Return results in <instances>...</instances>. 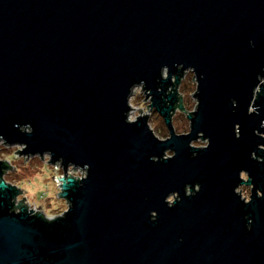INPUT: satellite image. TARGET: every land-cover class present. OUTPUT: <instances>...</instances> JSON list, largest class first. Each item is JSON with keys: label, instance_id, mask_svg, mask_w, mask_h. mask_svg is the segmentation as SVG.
<instances>
[{"label": "water", "instance_id": "1", "mask_svg": "<svg viewBox=\"0 0 264 264\" xmlns=\"http://www.w3.org/2000/svg\"><path fill=\"white\" fill-rule=\"evenodd\" d=\"M162 66L177 76L176 93ZM190 66L199 106L190 135L177 137L174 114L186 112L178 88ZM258 74L264 0H0V135L27 153L51 150L53 162L90 165L83 185L68 190L72 209L51 224L10 213L16 191L2 190L0 264H264V199L255 194L264 192V163L250 158L264 157L253 132H264V96L260 115L247 114ZM140 80L166 142L147 117L124 122ZM26 123L31 135L14 126ZM201 131L211 144L193 158L188 143ZM169 148L174 159L150 160ZM242 169L254 184L248 205L233 191ZM197 183L201 191L186 197L184 185ZM171 191L181 202L168 208Z\"/></svg>", "mask_w": 264, "mask_h": 264}, {"label": "clouds", "instance_id": "2", "mask_svg": "<svg viewBox=\"0 0 264 264\" xmlns=\"http://www.w3.org/2000/svg\"><path fill=\"white\" fill-rule=\"evenodd\" d=\"M249 46L254 47V41H249ZM177 69L183 68V65L176 64ZM161 79L167 81L171 79V86L167 89L169 94L175 92L173 85L177 80V76L172 74L170 76V69L168 66L161 67ZM193 74L195 78L196 90L191 93L192 100L194 101V107L190 112H185L188 120H191L189 116L196 113L199 106L198 99L195 98V93L198 90V80L193 67L184 69L182 77H186L187 74ZM257 83L252 89L251 101L247 109L248 115H260V105L257 104V100L264 96V75H257ZM159 91V89H158ZM176 93V92H175ZM232 107L235 109L237 101L232 100ZM127 111L123 113L125 116V123L128 125L136 124L141 118L147 117L146 125L148 131H150L153 137L160 141L166 142L171 139V135L161 140L156 135V124L153 122V112L156 110L153 107V99L150 94V89H146V81L140 80L138 83H133L128 91L126 97ZM19 128V131L24 134L31 135L34 131L31 124L14 125ZM260 128H264V120L260 121ZM254 135L264 140V132H260L258 129L253 130ZM190 132H176L177 137L188 136ZM235 138L240 139L241 130L240 125L236 124L234 127ZM211 139L205 137L204 133L198 132L195 139H192L188 143V147L193 149V158L197 155L196 150H207L210 147ZM28 145L26 143H8L3 135H0V196L3 191L8 188L15 189L16 194L11 197L10 213L16 215L26 214L30 217H40L43 221L51 224L58 219H63L72 209L73 204L68 198V190L73 183L82 186L83 182L89 177L90 165L83 164L78 165L72 161H69L65 166V160L63 157L55 159L53 162L54 154L51 150H45L43 153H27L26 149ZM258 151H264V144L257 145ZM176 156L175 151L172 149H165L162 157L151 156L150 160L153 163H158L161 160L168 161L174 159ZM252 160L258 163H264V157L258 156L256 151H253L250 155ZM239 181L234 187V194L239 197L245 205L252 202V193L254 184L251 182L252 177L247 170H240L238 173ZM201 191L199 183L193 185H184V195L186 197H193ZM256 198L264 199V192L256 189ZM181 202V196L178 191L169 192L165 198L164 203L168 208H173L177 203ZM158 218L156 211L150 212V220L155 222ZM248 221L246 228L250 231L252 227V219L248 216L245 217Z\"/></svg>", "mask_w": 264, "mask_h": 264}, {"label": "rangeland", "instance_id": "3", "mask_svg": "<svg viewBox=\"0 0 264 264\" xmlns=\"http://www.w3.org/2000/svg\"><path fill=\"white\" fill-rule=\"evenodd\" d=\"M194 80V81H193ZM196 90L195 78L194 75L189 73L186 77H183L181 80L180 86L178 88V93L183 99L186 112H190L191 109L195 106L194 101L192 100L191 93ZM153 122L156 124V135L160 139H167L169 137V131L163 121V119L158 115L157 112H153L152 117ZM173 124L175 132H184L187 133L190 131V121L187 119V116L184 112L177 110L173 117Z\"/></svg>", "mask_w": 264, "mask_h": 264}]
</instances>
